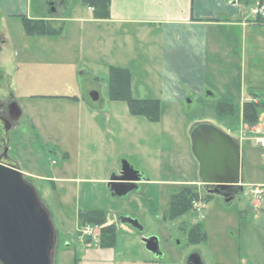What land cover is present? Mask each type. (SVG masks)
<instances>
[{
    "label": "rangeland",
    "instance_id": "374dc122",
    "mask_svg": "<svg viewBox=\"0 0 264 264\" xmlns=\"http://www.w3.org/2000/svg\"><path fill=\"white\" fill-rule=\"evenodd\" d=\"M39 1L32 0L33 8ZM52 1L60 5L65 1L73 5L79 3V0ZM258 2L260 0H250L252 6H256ZM37 10L40 9H32V16ZM54 10L56 13L49 9V14L70 16V9ZM82 10L88 13L86 9ZM28 16H31L30 13L21 17L9 16L0 9V99H5L8 94L12 95L23 111L20 133L13 136L10 144L11 156L17 160L22 172L36 171L40 176H51L52 172L65 167L67 160L62 146L65 142L68 147H64L69 148L71 145L75 136L69 133V126L71 120L77 116L71 98L89 100L92 93H97L100 98L98 105L102 103L106 112H116L121 118L126 115L133 121L135 129L130 137L133 145H128V161L145 174L146 180L163 181V185L150 184L123 199L116 197L119 195L114 196L105 186L84 182L80 184L83 196L80 202V197H67L68 192L63 188L69 186L68 183H57L58 192H55L52 189L53 184L34 179L23 172L24 178L36 189L52 215L59 241L55 264H178L190 252V248L184 247L185 238L178 232V224L182 221H196L206 229L209 241L198 249L208 264H264V189H260L261 194L256 198V201H260L259 204L255 201L254 187L249 186L237 201L229 205L216 198L205 212L188 213L179 221L164 224L163 213L169 210L170 197L188 185L185 184L186 180L196 177L192 172L198 161L192 151V138L182 123L183 116L177 111L168 110L175 116L173 123L163 122V132L170 131L165 136L168 139L166 140L158 132L159 127L131 115L125 102H114L110 99L108 69L102 67L95 71L96 74L91 75L92 79L88 77L92 73L86 70L87 67L78 76L69 75L68 66L77 60L83 62L86 56L78 43L71 44L81 38L78 28L68 24L64 30L61 22L54 26L61 31L60 35L28 36L22 20V17L29 19ZM92 49L94 52L98 50L94 44ZM82 65L85 66V63ZM260 77L264 79L263 76ZM260 96L264 99V91ZM256 103L260 104L259 101ZM201 108L190 107L189 112L184 114L185 118L194 120L202 115L218 122V111L212 114L210 106ZM260 116L264 121V110ZM118 128L112 126L113 135L108 137L110 140L113 137L115 143L118 139L115 130ZM95 137L96 143L98 134ZM252 149L254 154H264L257 147ZM119 150L121 148H117ZM71 152L69 175L75 178L81 176L82 179L102 177L101 173L93 171L92 168L100 166L103 160L97 164L96 160L89 158L86 167L91 169L85 170L88 171L87 174H79L77 168L82 166V159L77 151ZM248 171L255 177V181L263 182L264 160L250 164L246 168L247 174ZM89 208L101 209L110 224L116 226L118 239L113 254L115 258L111 257L112 253L103 252L96 240L88 243L79 239V231L84 227L78 214ZM124 216L139 220L145 227V232L139 233L123 225L120 218ZM102 229L103 227L97 229V238L100 237ZM149 237L159 238L162 243L163 238L171 240L164 247L167 254L165 260L161 261L146 249L143 240ZM175 240L180 241L181 246L178 247ZM182 247L184 248L180 249Z\"/></svg>",
    "mask_w": 264,
    "mask_h": 264
},
{
    "label": "crops",
    "instance_id": "0c3cea01",
    "mask_svg": "<svg viewBox=\"0 0 264 264\" xmlns=\"http://www.w3.org/2000/svg\"><path fill=\"white\" fill-rule=\"evenodd\" d=\"M260 5L264 6L261 0L256 6H252L250 0H111L110 17L97 20L82 0L76 5L66 1L60 5L52 0H40L34 8L32 0H0V9L9 16L21 17L30 13L28 17L31 20L47 21L53 25L63 22L64 30L68 24H73L70 26L80 30L81 38L71 44L78 43L86 56L83 62L77 60L68 66L71 77L78 76L86 67L92 73L88 75L89 79L102 67L108 72L111 68L129 70L133 97L159 101L162 107L157 123L147 117L139 118L159 127L158 132L166 140L165 136L170 131L163 132V122L173 123L175 116L168 110L183 116L182 123L191 138L194 128L203 124L212 125L229 135L240 147L242 184L245 189L254 187L253 191L264 189V181L257 182L249 171L246 173L250 164L264 160V154L262 158L261 153L252 152L253 147L264 152V147L258 145V142L264 143V121L260 116L257 126H248L243 119V109L246 103L253 101L264 104L260 96L264 91V79L260 77H264V23L259 20ZM32 9L40 10L32 16ZM49 9L54 13V9H70V16L49 14ZM93 44L98 49L96 52L92 49ZM71 99L77 116L71 120L70 126L67 124L69 133L75 137L69 148L66 142L63 143L67 160L65 167L52 172L51 176H40L36 171L23 172L53 184L55 192H58L57 183H68L69 186L63 188L68 192L67 197H80V202L83 198L80 184L84 182L105 186L110 192L108 184L111 177L119 175L126 166L145 177L128 161V145H133L130 137L135 129L130 117L123 115L121 118L116 112H106L102 103L98 105L99 100ZM221 104L232 105L234 112L224 116L218 114V122L202 115L194 120L185 118L184 114L190 107L210 106L213 114ZM112 126L119 127L115 130L118 135L116 143L113 137V140L108 139L114 132ZM117 148L121 150L117 151ZM71 151H77L82 159V166L77 168L79 174H87L91 169L86 167L89 158L96 160L97 164L103 160L100 166L92 168L102 177L82 179L81 176L69 175ZM192 173L196 177L186 180L185 184L201 186L199 163ZM135 183L141 189L150 184L163 185L161 180L151 182L145 178L136 179ZM127 196L130 195L116 197L123 199ZM259 202L256 201L257 204ZM96 211L101 209L89 208L84 213ZM106 220L107 225H113ZM116 247L117 243L113 248L102 251L112 253L111 257L115 258Z\"/></svg>",
    "mask_w": 264,
    "mask_h": 264
},
{
    "label": "water",
    "instance_id": "95a60500",
    "mask_svg": "<svg viewBox=\"0 0 264 264\" xmlns=\"http://www.w3.org/2000/svg\"><path fill=\"white\" fill-rule=\"evenodd\" d=\"M94 102L97 93L91 94ZM11 127L0 119V148L7 150ZM192 151L200 165L201 185L209 194L232 203L244 193L241 152L238 143L212 125H199L192 132ZM137 174L123 167L108 184L111 193L127 195ZM125 220V221H124ZM122 222L141 230L131 219ZM146 249L160 256L159 240L145 239ZM58 245L52 215L36 189L27 182L21 167L0 157V264H55ZM193 260L196 261L195 257Z\"/></svg>",
    "mask_w": 264,
    "mask_h": 264
},
{
    "label": "trees",
    "instance_id": "16d2710c",
    "mask_svg": "<svg viewBox=\"0 0 264 264\" xmlns=\"http://www.w3.org/2000/svg\"><path fill=\"white\" fill-rule=\"evenodd\" d=\"M83 4L93 11L94 18L106 20L110 17L111 0H82ZM264 0H261V4ZM28 36L34 35H60L61 31L55 29V25L47 21L31 20L22 17ZM259 20L264 23V17L259 16ZM109 94L114 102H125L129 112L133 116L147 117L157 123L161 118V103L156 100H138L132 94V77L127 69L111 68L109 75ZM264 104L249 102L244 105L243 119L250 126L255 127L259 124L260 112ZM232 105L221 104L218 108L220 116L233 114ZM200 197L195 190L184 189L182 193L176 195L172 201L173 213H186L192 207V202ZM80 219L83 227L95 225L104 228L101 232L100 246L102 248H113L117 243V229L115 226H106L105 214L101 211L81 213Z\"/></svg>",
    "mask_w": 264,
    "mask_h": 264
},
{
    "label": "flooded vegetation",
    "instance_id": "af4514ba",
    "mask_svg": "<svg viewBox=\"0 0 264 264\" xmlns=\"http://www.w3.org/2000/svg\"><path fill=\"white\" fill-rule=\"evenodd\" d=\"M22 118H23V111H22L21 107L19 106L15 97L8 94L5 99H0V119L2 120L3 123H7L11 127V131L9 134L8 148H7V150H5V148H0V157L1 158H4V157L8 158V159L16 162L17 164H18L17 160L14 159L13 156H11L12 153H11L10 144H11V140L13 139V136H17L18 133H20V130H21L20 124H21ZM14 152L16 154V151H14ZM134 178L139 180V179H142L145 177L143 174L141 175V174L137 173L134 175ZM129 189L131 190L128 193L129 195L132 193L139 192L141 190V188L136 183H135V186H131V187H129ZM184 189L195 190L196 193L200 194V197L197 200H194L192 202V207L188 210V212H186V213H173L172 212L173 198L176 195L182 193ZM208 191L209 190L204 188L202 185L201 186L187 185L185 187H182L179 192L173 194L170 197L169 210L167 212L164 211V213H163V223L164 224H166L167 222H173L174 223L176 221H179L183 217H185L188 213H196V212H199V213L202 212L203 213V212H205L206 208L211 203V201L218 198L214 195L209 194ZM240 196H238L234 201H237V199ZM219 199H221L224 202V204H226V205L231 204V203H227L226 200H224L222 198H219ZM124 219H131V220L137 221L139 223V226L141 227V230H138V229L134 228L133 226L122 222V220H124ZM120 222L123 225H125L129 228H132L133 230H135L139 233L145 232V227L141 224V222L139 220H137L133 217H129V216L121 217ZM106 226H109V225H106ZM113 226H115V225H113ZM95 227L100 228V226H95ZM103 228H104V226H103ZM178 232L186 240V244L184 247L190 248V252L188 253V255L184 259H180L178 261V264H208L203 253L201 252L200 249H198V247L202 246L203 244H207L209 241V235H208L206 229L203 227V225L197 224L196 221H193L192 223L182 221V222H179V224H178ZM117 235H118V230H117ZM97 236H98V232H96L92 238L86 239L84 241H87L88 243H90L93 240H96L98 242L99 248L101 250H106V248H102L100 246L101 232H100V237L97 238ZM149 238H152V237H149ZM149 238H146V239H149ZM157 239L159 240L161 254H160V256H156L153 253L152 254L155 255L156 257H159V259L161 261H163L167 257V254L164 251V247L167 246L168 244H170L171 240H169L167 238H163V243H162V241L159 238H157ZM144 240H143V242H144ZM175 241H176V244H178V247L181 246L180 241H177V240H175ZM144 245H145V243H144ZM145 247H146V245H145ZM184 247H182L180 249H183ZM193 257H195L196 261L193 260Z\"/></svg>",
    "mask_w": 264,
    "mask_h": 264
},
{
    "label": "built area",
    "instance_id": "2783aa9c",
    "mask_svg": "<svg viewBox=\"0 0 264 264\" xmlns=\"http://www.w3.org/2000/svg\"><path fill=\"white\" fill-rule=\"evenodd\" d=\"M258 14L262 17H264V6L260 5L259 9H258ZM258 144H260L262 147H264V143L263 142H258ZM253 194L255 196V199L261 194L260 189H255L253 191ZM98 227H92V226H86L84 227L81 231H79V239L81 241L86 240V239H90L94 236V234L97 232Z\"/></svg>",
    "mask_w": 264,
    "mask_h": 264
}]
</instances>
